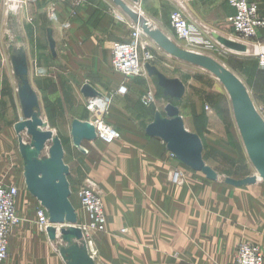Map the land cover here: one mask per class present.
I'll return each mask as SVG.
<instances>
[{
    "label": "crops",
    "instance_id": "crops-1",
    "mask_svg": "<svg viewBox=\"0 0 264 264\" xmlns=\"http://www.w3.org/2000/svg\"><path fill=\"white\" fill-rule=\"evenodd\" d=\"M34 1L46 7L51 2ZM130 1L124 0L128 6ZM178 1L140 0L134 8L143 13L142 17L137 13L144 21L143 28L139 26L153 55L149 64L158 76L130 78L112 67V44L121 40L119 35L125 37L120 25H125L122 19L127 14L111 0H82L74 16L71 2H59L54 9L50 4L46 9L51 11L50 26L46 27L38 24L39 13L15 12L21 16L18 30L14 29L17 47L7 44L11 7L0 1V180L17 187L19 195L22 191L31 195L23 146L34 148L33 139L26 131H16L25 122L19 95L22 82L16 72L25 58L26 79L39 103L35 114L44 123L41 130L51 131L64 151L68 200L76 212L77 227L89 221L80 203L87 181L104 197L107 231L91 237L97 260L103 264H233L242 243L258 246L264 254V179L244 137L232 95L210 68L165 47L171 43L191 56L196 52L236 77L254 114L264 123V70L260 66L264 30L256 39L241 40L229 22L236 11L228 0H197L187 8V19L215 48L190 46L170 26ZM255 1L264 16V0ZM152 33L156 37H150ZM219 40L242 44L246 51ZM161 79L176 83L174 92L166 91ZM218 82L226 91L224 97L214 94ZM122 85L129 88L128 95L118 99L109 112V123L120 139L77 142L75 126L93 119L87 105L94 97H88L86 87L104 97ZM146 95L152 96L154 107L144 106ZM169 105L177 108L187 135L200 141L201 161L209 174L188 166L169 151L165 141L148 135L151 125L167 118ZM178 143L190 150L187 139ZM51 147L49 142L44 149H48L47 157ZM13 150L18 155L15 163L8 157ZM47 165L54 171L55 165ZM175 169L185 175L182 186L171 182ZM11 244L26 248L9 253L5 264L77 263L61 237L51 241L27 222L17 228ZM83 244L90 253L88 241Z\"/></svg>",
    "mask_w": 264,
    "mask_h": 264
},
{
    "label": "water",
    "instance_id": "water-1",
    "mask_svg": "<svg viewBox=\"0 0 264 264\" xmlns=\"http://www.w3.org/2000/svg\"><path fill=\"white\" fill-rule=\"evenodd\" d=\"M111 1L116 6L120 7L130 18L134 19L137 25H141L143 28V18L134 13L124 0ZM131 1L134 4H139L140 0ZM150 37H156V34L152 33ZM220 42L239 52L246 51V47L242 44L226 40H221ZM50 43L52 52L55 53V42L52 38H50ZM165 47L170 52L180 57L189 59L206 68H210L225 82L232 95L238 119L243 126L242 131L244 137L249 143L255 162L264 179V123L254 114L240 84L226 74L219 66L212 64L203 56L197 57V59L194 57L195 55L191 56L189 53L178 51L171 43H165ZM146 68L149 76H158L156 70L150 64H146ZM16 72L22 82L19 95L22 101L25 118L24 123L16 126V131L19 134L26 131L33 139L34 147L23 146V152L27 160L25 178L28 190L31 195L39 201L40 205L48 211L51 224L47 229V236L49 239L51 241H56L58 237H61L62 241L67 245L66 248L68 252L73 253V257L77 259L76 264H94L93 259L88 256L87 245L83 244L85 242L83 233L81 229L76 226V212L68 200L70 196L67 183L69 170L63 162L64 151L62 145L51 131L41 130V128L44 127V123L35 114V111L39 107V103L37 96L32 92L26 79L28 76V69L25 58H22L21 63L17 65ZM235 82L238 84H234ZM161 83L166 91L174 92L173 89L176 83L167 82L163 79H161ZM232 85L237 87L232 88ZM85 90L88 93V97H100L99 94L93 93L89 86H87ZM165 112L167 118L151 125L147 131L148 135L161 138L165 141L169 151L188 166L209 174L210 172L201 161L200 154L202 146L200 141L195 136L187 135L177 108L169 105L166 107ZM74 132L77 136V142L83 140H97L95 128L91 123H78L75 126ZM184 139L189 141V151L178 143ZM49 142L52 143V147L49 150V157L39 160V155L44 151ZM29 151H32V155L29 154ZM47 163L55 165L57 169L55 176L52 177ZM58 226L60 229H58Z\"/></svg>",
    "mask_w": 264,
    "mask_h": 264
},
{
    "label": "built area",
    "instance_id": "built-area-1",
    "mask_svg": "<svg viewBox=\"0 0 264 264\" xmlns=\"http://www.w3.org/2000/svg\"><path fill=\"white\" fill-rule=\"evenodd\" d=\"M8 6L12 0H0ZM21 0L15 1L20 5ZM72 3V15L82 0H61ZM197 0H179L178 7L170 14V26L175 31L178 39L190 46L214 49L212 42L204 34L192 26L186 16V10ZM229 5L235 9L236 14L229 19L238 38L244 41L256 39L261 30H264V16L255 0H228ZM69 25V24H68ZM153 61V56L148 51V43L143 39L142 29L139 25L133 26L129 38L117 40L112 44V67L125 78L149 76L146 64ZM260 66L264 69V54L260 55ZM116 95L128 94V87L122 85L116 90ZM113 96V95H112ZM112 103L110 97H96L90 99L87 105L93 119L90 121L95 128L97 139L105 143H112L120 139L121 134L107 121L108 108ZM142 103L147 107L154 104L151 95L142 98ZM171 182L182 186L185 182L183 171L175 169ZM19 190L14 186H7L0 180V264H5L9 258L10 239L21 222L18 215L17 202ZM80 203L89 217V221L80 226L84 239L92 246L91 237L94 233L107 231V216L104 198L98 187L87 181L80 192ZM37 226L40 231L47 233L51 226L48 211L40 206L36 212ZM93 250V249H92ZM92 258L97 259V253L92 251ZM96 253V254H95ZM233 264H264V254L258 246L248 243L239 245Z\"/></svg>",
    "mask_w": 264,
    "mask_h": 264
},
{
    "label": "rangeland",
    "instance_id": "rangeland-1",
    "mask_svg": "<svg viewBox=\"0 0 264 264\" xmlns=\"http://www.w3.org/2000/svg\"><path fill=\"white\" fill-rule=\"evenodd\" d=\"M13 2H11L7 7H11V10L10 13L8 14V19H7V44L8 45H13L14 47H17V43L19 42L17 37V31L14 29H16L17 27V30H18V26H20V18L21 16L19 17V15L17 14L16 16L13 15L15 12H23L24 14H31V13H39L38 14V18H37V22L38 24H41L43 25V27H46V26H50L49 22H48V13L50 15L51 11L49 10V12L46 10L47 8H50L51 5L50 4H53V6L51 7V9L54 7L60 2H64V1H61V0H51L50 4H48V6L46 7L45 5H41L39 2L38 4L34 1V0H21V4L20 5H17L15 4V1L17 0H12ZM67 2V1H66ZM131 4H129V7L130 9L134 12V13H140L141 17L143 16L142 12H139V10H136L134 8L138 7L137 5L139 4H134L132 3V1H130ZM190 7V6H189ZM121 9V8H119ZM122 10V9H121ZM28 11V12H27ZM123 11V10H122ZM53 12V11H52ZM124 12V11H123ZM45 13V14H43ZM125 13V12H124ZM40 14H43V17L39 15ZM25 16V15H24ZM263 16V15H262ZM18 17V18H17ZM123 22L125 23V25H122L121 23H123L122 21H120V31L123 32L125 35V37H121L118 38V39H121V40H126L129 38V35L132 31V27L133 26H136L137 24H133L131 18L128 16V15H125V19H122ZM127 25V26H126ZM251 41V40H249ZM16 45V46H15ZM149 50V48H148ZM150 52V51H149ZM151 53V52H150ZM152 55V53H151ZM153 56V55H152ZM220 59H222L223 57L220 55L219 56ZM261 70L263 71L264 69L261 68ZM115 71V70H114ZM116 72V71H115ZM213 91H214V94L217 95V97H224V93H226V91L224 90V87L218 82V85H215V87L213 88ZM219 91L221 92L219 94ZM128 92H129V88H128ZM116 93V90H112V91H108L105 93V95H107L106 97H111L112 98V103L110 104L109 108H108V114H107V121L109 122V112L111 111L110 110V107L116 102L118 101V99L122 98V97H126L127 95L125 96H120V95H116L114 94ZM113 95V96H112ZM221 101V99H220ZM154 104H152L151 106H153ZM216 105H218L219 107H223V103H218L216 102ZM146 106V105H144ZM147 107V106H146ZM154 107V106H153ZM211 108V107H210ZM164 110V109H163ZM165 113V112H164ZM29 137V136H28ZM27 137V141H30V139ZM10 151L11 148H10ZM48 149L44 150L41 155H40V158H43V159H47L48 157ZM8 157L11 158V160L13 161V163H15V160L14 158L16 159L18 157L17 153H16V150H13V152L11 154H8ZM104 198V197H103ZM40 203L35 199L33 198L30 194L28 193H25V192H21L20 195L18 196V202H17V209H18V215L21 219V222L20 224L18 225V227L21 225L22 222H27L28 226L31 228V229H37L39 235H42L43 237H46L47 233L45 232H42L40 231L39 227L37 226V221H36V212L38 210V208L40 207ZM17 227V228H18ZM17 228L15 229L11 239H10V243H9V252L8 253H14L16 251H21L20 247L21 248H26V247H22V246H17V247H12V242H13V237L16 233V230ZM92 242V241H91ZM16 246V245H14ZM90 249V253H88V256L91 258V256H93L94 253L93 252H96L97 251L93 248V245L89 248ZM93 249V250H92ZM22 252V251H21ZM95 253V254H96ZM93 259V258H92ZM97 259H98V253H97ZM97 259H93V261H97L96 264H103V263H100L99 260Z\"/></svg>",
    "mask_w": 264,
    "mask_h": 264
},
{
    "label": "bare ground",
    "instance_id": "bare-ground-1",
    "mask_svg": "<svg viewBox=\"0 0 264 264\" xmlns=\"http://www.w3.org/2000/svg\"><path fill=\"white\" fill-rule=\"evenodd\" d=\"M256 50H257V49H256ZM187 51H188V50H187ZM193 52H194V51H193ZM201 54H202V53H201ZM193 55H195L196 58H197V57H198V58L201 57V55L196 54V52H195ZM198 58H197V59H198ZM228 72H229V71H228ZM235 78H236V77H235ZM235 78H234V79H235ZM238 83H239V82H238ZM238 83L235 82L234 84H238ZM232 86H233V85H232ZM230 87H231V86H230ZM236 87H237V86H233L232 88H236ZM30 154L32 155V153H30ZM48 167H49V169H50V173L52 174V177L55 176L56 173H57V169H56V167L54 168V171L51 169L50 166H48Z\"/></svg>",
    "mask_w": 264,
    "mask_h": 264
}]
</instances>
